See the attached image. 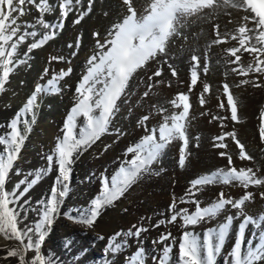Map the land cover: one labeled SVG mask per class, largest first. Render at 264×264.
<instances>
[{
	"label": "snow or ice",
	"instance_id": "snow-or-ice-1",
	"mask_svg": "<svg viewBox=\"0 0 264 264\" xmlns=\"http://www.w3.org/2000/svg\"><path fill=\"white\" fill-rule=\"evenodd\" d=\"M94 3L95 0H88L86 7H84L82 0H0V94L6 90L5 86L16 68L28 64L27 59L19 58L20 55L28 56L33 50L40 49L55 39L63 30L70 13L76 16L73 23L79 25L85 17L92 13ZM121 3L127 15L120 22L112 25L107 33L109 38L105 39L103 43L97 40L96 48L98 51L86 61L88 65L86 74L82 76L75 90L78 100L67 117L63 136L57 138L54 152L46 157L48 167L38 170L34 178L28 181V184L31 185L38 183L46 173L52 170L53 162H55L57 175L54 185L50 189L48 199L42 202L43 211L34 228H20L19 210L10 206L17 204L20 196L28 190L27 187L20 188V185L25 182H18L12 189H7L6 184L9 180L10 170L18 159L26 140V133L31 131V126L35 123L38 95L58 93L60 87L57 82L69 76L72 69L61 70L46 84L37 85L16 117L7 126L10 129L7 135L0 134V150H2V154H0V234L5 239H14L20 243L19 249L7 251L5 259L15 257L18 259V264H52L50 260L46 261V258L40 253V249L49 234L51 225L60 214L64 198L69 194L74 156L80 154L82 150H87L101 135L108 131L111 120L119 111L117 102L122 96L128 95L126 89L129 87L130 80L139 70H144L150 61H155L158 56L166 55L169 40L173 36L181 34L180 29L187 24L188 18L196 16L197 19H207V14L203 17L199 15L205 9L211 10L212 13L237 6L250 10L253 14L251 18L246 16L243 19H251L255 28L241 26L238 29L240 47H234L227 51L235 58L232 63L240 61V56L237 53L241 51V48L252 54L264 52V0H242V3L239 4L233 0H151L150 5L145 9V13L139 17L132 6V0H121ZM26 4L34 5L39 13L35 23H18V18L26 14L24 7ZM57 7L60 15L53 21H47L45 16L53 14ZM81 7L84 10H81ZM13 13L17 15L14 16ZM104 15L106 16L107 12ZM37 26L40 31L37 30ZM22 28L23 31H21ZM248 33H252V35H248ZM217 34L219 35V33ZM93 36L94 38L98 37L99 33L94 32ZM29 38L32 39L31 43H27ZM231 38L237 39L238 37L232 36ZM252 41L255 43H251ZM222 42L224 41L220 39L214 40L208 45V48ZM24 44H27L26 51L20 54L19 48ZM246 44H248L247 47ZM79 46L80 37L77 38L76 42V47ZM68 47L71 48L73 45L69 44ZM63 59L64 57L51 56L49 63ZM255 59L256 66L254 68L249 64L246 69L234 68L232 71L239 75H247L249 72L264 73V67H261L264 65V60H261L258 55ZM191 61L194 63L190 69V91L198 82L199 58L192 55ZM164 63H167V60ZM169 68L172 76L175 77L177 75L176 69L172 65H169ZM48 71L49 69L46 67L41 79L48 74ZM207 71L206 66L204 72ZM153 76H162V68L155 71ZM153 76H149V81L153 79ZM162 83H164L163 80L156 81L157 85ZM249 83H253L254 87H261V84L249 80H242L237 87ZM153 86L150 83L149 90ZM223 89L227 96V105L230 107L231 115L230 117L214 116L213 119H230L233 122H238L237 101L227 83L223 84ZM209 91L210 86L205 85L204 92ZM148 94L146 91L144 96L147 97ZM189 100L188 94H177L170 103L175 108L182 110L179 113L164 116L163 123L159 128L151 129L150 133L144 136L140 142L128 147L126 154L134 153V157L130 161H125V164L119 168L111 180L103 179L101 195L92 201V205L86 211L78 210V215L69 218L84 226H93L106 207L112 206L145 174L152 173V164L158 162L168 145L177 139L183 141L179 158V166L183 168L188 155L186 152L189 143L186 135V121L191 107ZM204 103L202 93L200 104L203 105ZM219 107L224 109L223 101ZM159 111L164 112L166 110L160 108ZM29 116L30 119L26 118ZM80 117H83L84 120L77 132V121ZM148 119V116L141 118L142 121ZM21 126H23V133ZM157 132L159 134L158 139ZM259 134L262 142H264V113H261ZM228 136H231L238 146L241 160L253 159L245 152V146L236 139L235 132L214 137V140L219 141V143L214 144V147L227 148L223 141ZM219 155L221 157L227 156L229 164L227 170L220 168L193 179L190 181L185 196L181 198L182 203L195 204V210L190 212L189 209L182 208L178 212L173 211L176 208L174 199L168 209L169 212L173 213L170 219L160 220L154 227H160L165 223H175L178 217L182 220V228L196 226L202 222L216 219L222 211L231 206V208L239 210L237 216H244V219L238 226L237 238L230 251V264H260L261 261H264V214L253 217L243 212L246 202L253 199L252 192H245L241 198L234 200L233 198H225L224 192L221 191L219 199L205 207L200 206V200L189 199L196 197L202 191L203 186L236 184L248 189L249 186L264 185V177L257 175L258 170L254 171L252 168L237 169L232 166L231 155L225 151H221ZM109 183H111V187H109ZM260 195L261 198H264V192H261ZM234 219L231 215L226 216L225 220L218 223L216 227L206 229L203 237L194 231H183L178 245L175 242L176 238L172 237L170 232L162 233L153 242L163 245L159 250V259L153 257V260L156 261V264H173V259H175V264H217V259L222 253L226 239L231 232ZM249 225L262 230L260 243L248 246L242 253L245 232ZM133 227L136 228L135 225ZM146 231H148L147 228L140 227L136 228V231L130 229L127 233H117L110 237L107 250L118 253L121 248L127 245L126 240L118 238L124 236L139 238L141 233ZM166 241L170 242L165 243ZM70 243L67 241L66 247ZM176 247H178V254L173 258V249ZM29 250H34L36 255L27 258L26 254ZM146 256L145 250L140 247L130 257V264H146Z\"/></svg>",
	"mask_w": 264,
	"mask_h": 264
},
{
	"label": "rangeland",
	"instance_id": "rangeland-1",
	"mask_svg": "<svg viewBox=\"0 0 264 264\" xmlns=\"http://www.w3.org/2000/svg\"><path fill=\"white\" fill-rule=\"evenodd\" d=\"M84 1L85 0H82V3H84ZM150 3H151V0H142L139 4V8H137L135 5H132L133 7L135 6L134 8L136 10L138 17L145 13V9L150 5ZM24 7L26 10V14L22 17H19L18 23H23V22L32 23V22H34V20L39 15L36 12L35 6L26 4ZM56 11H59L58 7H57ZM137 11H139V12H137ZM141 11H143V12H141ZM13 15L15 16L17 14L13 13ZM45 19L47 21H50V19L48 17H45ZM197 20L198 19L196 18V16L188 18L187 24L180 29L181 34L179 36H173L169 40V42L167 44L166 53L168 52V50H170V48L172 46L175 48H177V46H180V47L183 46L182 43H184V41H186L188 39V35L185 33L184 30L187 28V25H189L191 28L194 24H196ZM37 30L40 31V29H37ZM84 30L83 29L81 30V28L78 29L79 36L83 34ZM21 31H23V28L21 29ZM215 31L216 30H214V32ZM107 33L108 32H106V34H100L98 39H95L93 42H91L89 44V46L87 47L88 49H86V48H84V50H83V48L81 49V56L80 57L82 58V56H83V58H85V60L83 61V65H81L78 68V71L76 73L74 72L76 65L73 62L76 59V57H73V56L78 55V52L80 51V48H81L80 46L78 48L75 46V48L73 49V52L70 53V57L68 59H66L67 61L61 60L64 63H62L61 61H56L57 63L62 64L59 66L60 68L58 66L55 67L54 69L51 68L52 71H50V72L48 71L49 74L44 75L43 79H41V76L44 72V69H42V65H43L42 56H43V54H45V52L47 50L46 48H49L48 45L52 42L49 41L42 48L37 49V50H33V52L31 54H29L28 56L20 55L19 58L27 59L28 64L20 65L19 67L16 68L15 72L10 75L9 82L6 84L7 87L5 86L6 90L3 92L2 95L0 94V106H4L5 105L4 102L7 101L8 102L7 104H9L10 102L15 103V105H17V107L19 106L18 108L20 110L23 107V105L26 103V101L30 97V95L33 93V91L35 90L37 85H44L54 75H58L61 70H67L68 68H71L72 69L71 74L69 76L65 77L63 80L58 81L57 83L60 87L59 92H61V90L71 91V93L73 94V96H72L73 103L71 106L74 107L75 103L78 100V96H77L76 91H75L76 87H77L78 83L81 81L82 76L84 74H86V71H87L88 65L86 64V61L93 54H95L98 51V49L96 48L97 40H99L101 43H103L105 39L109 38L107 36ZM65 35L66 34H64V33L59 34L57 36V38H62L63 39V40L61 39L62 42L66 43L67 42L66 40L68 38H67V35L66 36ZM59 36H61V37H59ZM217 36H219V35L217 34ZM37 38H39V37H37ZM57 38H55V39H57ZM218 39L224 41L223 37H221V38L219 37ZM51 41H53V40H51ZM31 42H32V39L29 38L27 43H31ZM179 42H182V43H179ZM66 44L67 45H69V44L73 45V42L69 41ZM63 45L64 44L59 45V44L55 43L54 47L56 48L57 46H59V48H61ZM44 47H45V49H44ZM26 48H27V44L22 45L19 48V53L23 54L26 51ZM200 49H199V51H202V49L201 50ZM35 51H36V53H35ZM87 52L89 53V56H87L88 55ZM245 53L246 52L243 50V48H241V54L244 55ZM192 55H196L199 58L200 62H199L198 67L200 69L202 67V65H201L202 56H200L199 54H192ZM172 56L176 58V57H179L180 55L173 53ZM57 57H61V56H57ZM188 57H189V54H188ZM242 57L243 56H240V59H241L240 62L242 61ZM160 58H161V56H158L157 60ZM157 60H155V61H157ZM165 60H167L166 64L168 67V73H169L170 78L171 79L175 78L173 81L170 78H169V80L167 79V83L171 84L172 82L173 83L176 82L177 84L179 83V84L187 86V84H186L187 82H186L185 78H179L177 75L175 77L172 76L171 70L169 69V65H172L173 67H174V65L170 62V58L165 56L162 61H165ZM48 61H49V59H48ZM204 65H205V67L207 66V68L209 69L211 66V63L209 61L208 62L206 61V62H204ZM160 68L161 67H157L154 64V61H150L148 63V65H146L144 70H142V71L139 70L135 74L136 76L135 75L133 76V78L129 82L128 89H126V92L129 94L126 97L122 96L121 99L117 102L118 106H119V111L116 113L114 118L111 120V122L108 126V131L106 133H104L103 135H101V137L98 140H96L95 143H93L90 147L87 148V150L90 151V150H92L91 148L93 147V145L95 146L98 144V146H97L98 150H96L97 154H94V156H93L94 158H96V160L94 161V159H93V162H91L90 160L86 161V163L84 162V164H82V167L76 173H74V171H73V173H71V181H70V190L69 191L74 192L76 190V193L79 194V197L82 201V205L79 206V209H85V211H86L88 209V207H90L92 205V201L101 195L102 189H103V179L108 178L109 180H111V178L118 172L119 168L125 164V161H130L134 157V155H135L134 153L126 154V149L128 147L134 146L138 142H140L144 136H146L150 133L151 129L159 128V126L163 123V117L164 116H170L174 113H179L182 110V109H177L174 106H171L172 109L168 112V108L164 106L163 108L166 111L160 112L162 115L155 117L156 119L154 118L153 120L151 119L152 116L150 115V112H148V110H146V108H145V110H143V112L137 111V114H139V115H141V113H144V114L142 116H138V119L135 122V126L133 127V129H131V131H133V135H134V137L131 139L132 141L130 140V142H128L126 140L128 129L123 128L122 124H120L119 122L121 120H123L125 118L127 119V117H129V115H130V114H128L129 110H131L132 108L137 109V108H139V105H140L139 100L133 101V99L129 100V98H127V97L131 96L130 94H132V97L134 95L139 94L136 87L140 88L141 85H139V86L137 85V86H135L136 89H133L132 88V81L137 76H140L141 78H145V77H147L148 73L151 75V72L154 73L155 71H157ZM240 68H242V66H240V67L238 66V69H240ZM190 69H191L190 67L187 68L188 75H190ZM163 71H164V69L162 68V72ZM16 75H18V76L16 77ZM74 75L76 77L78 76L77 77L78 79H76V81H73V79L76 78V77H73ZM190 77H191V75H190ZM69 80H70V82H67ZM159 80H157V81H159ZM256 80H258V79L256 78ZM154 83H156V81ZM154 83H153V85H155V86H153L150 90L148 87L150 83L148 84L147 92L150 93L152 90L153 93H157L156 95H158L160 93V91L156 90V87H159L162 84L157 85ZM187 87L190 88V83L188 84ZM189 88H187V90H185V91L180 90L178 92V94H180V93L188 94L190 97L189 102L191 105L189 117H188V120L186 121V127L188 126L187 131H186V135H187L188 141H189L186 152L188 153L189 156L187 155L185 166L188 164L189 158L192 155V151L189 150L191 142L193 140H196V142L194 143V146L196 144L197 148L199 146H201V143H202V141L200 140L201 136H202L201 130H199V129L195 130V128H194V126L195 127L198 126L197 125L198 122H196L197 121L196 119L198 117H201V118L205 117L206 115L207 116L212 115L211 118H213V116L221 117L218 113H214L215 111L211 110V108H206V112H204V111L197 112V115H195V117H194L193 112H192L193 107H192L191 98H193L197 101L199 100L198 103L200 104L201 94L205 93V92H202L203 90L197 91L195 86L192 88V90L190 92ZM229 89L231 91V87H229ZM29 91H31V93ZM193 91L194 92L196 91V94L194 96H193V94H194ZM210 91H211V88H210ZM210 91L207 92V94H209ZM59 92L56 94H51V95H44V94L38 95V101H37L38 102V108L35 109V113L36 114L39 113L41 108H48V107L51 108L52 106L57 105V102H58L57 94H59ZM145 92H142L141 93L142 95L141 94H139V95L141 98L149 100L148 97L150 96V94H148V96L145 97L144 96ZM28 93H29V95H28ZM17 94L18 95L20 94L21 96H18ZM174 97H176V94H174ZM204 98H205V94H203V99ZM171 100H172V98H170L168 100V102L170 103ZM204 101H205V99H204ZM259 103H261V98L259 99ZM130 104L132 106H130ZM204 105L205 106L207 105L206 101H205ZM204 105H202V106H204ZM154 108H156V110L159 111V109L162 107L158 106V107H154ZM221 111L226 113L227 108L225 107ZM144 116H148L149 121L148 120L142 121L141 118ZM226 116L228 117V115L225 114L224 117H226ZM67 117H68V114H66V115L62 114L61 119L63 118V120L66 121ZM161 117H162V120L160 121ZM222 117H223V115H222ZM193 118L195 121L193 120ZM256 119H257V117H256ZM83 120H84V118L82 117V121ZM211 120H219V119H211ZM225 120H228V119H225ZM158 121H160V122H158ZM80 125H77V127H80ZM45 126H41V127L37 128L39 135H42L44 137L45 143L42 144L41 147L36 148V150L32 154H30L29 152H20L19 153L18 159L13 164V166L15 168L14 173L11 174V177H9L10 178L9 181L7 182V187H6L7 189H12L13 186L17 185L18 182H20V181L25 182L24 184L20 185V188L24 189L25 187H27V189H28L24 195L20 196L19 202L17 204L10 205L12 207H16L19 210V221L18 222H19L20 228H25V227L34 228L35 227L36 223L40 220L41 212L43 211L42 200H41L42 195L44 194V192H47L48 190H50L54 185V181L52 179L54 178L53 173L56 171L55 162H53L52 170L49 171L48 173H46L44 175V177L38 183H36L35 185L28 184V181H31L34 178V176L38 170L48 167V161H47L46 157L54 152L55 146L57 144V138L62 137L64 134V131L62 129H58V133H60V134H56L55 131H53V128H52L53 125L51 126L50 124H47V126L46 127ZM192 127L194 129L190 130V128H192ZM137 130L142 131V134L135 135ZM223 134H219L218 136L223 135ZM110 135H112L111 138H109ZM158 136H159V134L157 132V139H158ZM36 137L39 138L38 136H36ZM113 137H115V138H113ZM215 137H217V136H215ZM115 139L116 140L118 139V140L116 141ZM114 140H115V142H114ZM213 141H216V140H214V138H213ZM114 143L116 145H117V143L122 145L120 147V151H118V149L116 150L117 153L115 152V154H117V155H114V151H113L114 148H112L115 145ZM173 144H175V146H177L176 148H182L181 146H183V141L178 140V139L172 141L168 145V147L165 149L163 154L164 155L166 154V156L169 159H171V162L173 164H176V154L174 153V151H169L170 146H172ZM214 144L210 145L211 148L213 150L219 149V148L213 147ZM168 148H169V150H168ZM24 149H26V145L24 146ZM219 153L220 152H218L217 155L220 158L221 156L219 155ZM108 154H110V155H108ZM163 154L159 158V161L154 162L151 166L153 171L150 174L155 175L153 177V180L155 178V181L159 180V178H161L160 174H162V172L165 173L166 172L165 170H167V169L170 170V168H171V171L174 172L173 168H175V167L171 166L170 164H168L169 167H166V168H161V169L156 168V165H157V167L159 165L160 166L163 165V162H164ZM194 155L196 156L197 154L195 153ZM222 158H226V156H224ZM234 166L237 169L243 168V167H238L236 165H234ZM223 167H224V169L227 170V168L229 166L225 165V163H224L222 166H220V168H223ZM180 168H182V167H180ZM176 173L173 175V178L176 181L171 177V179H170L171 183L168 185H165V187L167 189H161V188L159 189V188H153V187L150 189L149 186H147V184L144 187H138L139 185L133 184L125 192V194L121 198L116 200L113 203V205H115V206L118 205V201L119 202L120 201L121 202L127 201V204H126L127 206L132 207L131 203H133L134 206L138 205L139 210H135L133 213L130 212L129 215L125 214L124 217H121V218H118L119 216H117L114 212V215L116 218H114L111 221V224L108 222H104L102 225V229H107V230L113 229L115 231L112 234V236H109V237L104 235L102 232H97L95 234H88L87 233L88 231L93 232L91 230H93L95 228V224L91 227H87L88 229L86 231H79V229L80 230H81V228L83 229L84 225L77 223L74 220L69 218L70 216L78 215V211L74 210L75 207L77 208L78 204L71 205L70 201L66 202L65 204L63 203L62 204V205H64L63 206V214L70 221L69 224L71 223L73 226L75 225L74 228H76V230H78L79 233H81V234L76 235L74 233L73 234L66 233V234H64V236L59 237L60 239L59 238L58 239H52V243L50 242L51 244L48 243L49 241H47V238H46L45 241L43 242V245L41 246L40 253L46 258V261L50 260L52 262V264H130V257L133 256L137 252L138 248L142 247L147 254L146 264H156V261L153 260V257H156L157 260L159 259V256H160L159 250L163 247V245L159 244V243L154 244L153 242L156 241L162 233L170 232L172 237L175 236L174 237V238H176L175 242H176V244H178L180 242V237H181L183 231H194V232L200 233L201 237H203V233L206 229L216 227L218 225V223L223 222L225 220L226 216L231 215L235 219H234V222H233L232 227H231V232H230L229 236L227 237L226 243L223 247V249L226 248V252L217 261V264H229L230 263V251L233 248L234 242L237 238L238 226L241 223V221L244 219V216H237L238 212H236L235 209L231 208V206H228L224 211H222L221 214L218 215V217L216 219L209 220L207 222H202L196 226H188V228H182L181 227L182 220L178 217L177 221L175 223H165V224L160 225V227H154V225H156L158 221L170 219V216L173 213L169 212L168 209H169V205L173 203L174 199L176 201V208L173 211L178 212L182 208H187V209H189L190 212L195 210V207H196L195 204H193V203H182L181 202V198L185 196V193H181L182 192L181 186H183V185H181L182 183L181 184L178 183L180 176L178 175V173L177 174ZM205 174H209V173H202V174L197 173L195 178H197L200 175H205ZM175 176H177V177H175ZM195 178H192L189 181H187V180L184 181L185 183L187 182L185 186L187 188H189L190 181H192ZM141 179H139V180H141ZM174 182H176V184ZM177 183H178V186H177ZM97 184L100 185V186L98 185V188L96 186ZM179 185H181V186H179ZM111 186H112L111 183H109V187H111ZM93 188H95V189L97 188V191ZM156 189H158V190H156ZM87 190H89V193ZM98 190H99V192H98ZM217 191L218 190H216V192ZM201 192H199L196 197H190L189 198V199L200 200L201 201V205H200L201 207H205V206L209 205L210 203L215 202L219 198L218 193H216L217 195H215V196H212V195L210 196L209 195L210 192H208V191L203 192V193H208L206 195L207 197H201L200 196L202 194ZM237 192H235L233 195L227 196V198H233L234 200H238L239 198L242 197V195L240 196V193H237ZM157 193H158V195H157ZM219 193H220V190H219ZM252 193H254V192H252ZM225 194L226 193L224 192V197L226 198ZM129 195H132V197L130 198ZM161 196H164V197L162 198ZM171 196L173 198L174 197L175 198L173 199ZM157 197L160 199H158ZM157 200H159V201H157ZM113 205L106 207L101 212L100 216H102L103 214H104L103 216L109 215V213H106L108 211V209H109V212L111 211L110 213H112V210L110 208L111 207L113 208L114 207ZM260 205H262V204L260 203ZM151 206L154 208L157 206H159V208H161V206H162L164 208V210L162 212H161V210H155V214H154L151 211V208H152ZM245 207H246V205L243 207V212L248 216L256 217L259 214H264V210H262L264 205H262V207H261L262 209H260V211H258L256 213L253 212V208L251 210H246ZM142 208H144V209H142ZM128 210H129L128 207L124 208L125 212H128ZM156 215H157V217H155ZM60 216L61 215L59 214L55 218L54 223L51 225L50 229L55 228L54 224H56L58 222L57 220L60 219ZM100 216L97 218L96 221H98ZM141 220H142L143 224H142V222L139 223V221H141ZM59 225L61 227L57 226V229H58L57 231H59V230L61 231V229H64L63 231L66 232V230L64 228V224L60 223ZM134 225L136 226V228H140V227L147 228L148 231L142 232L141 236L139 238L127 237V236L118 238V239H123V240L127 241V245L125 247L121 248L118 253H112V252L107 250V245L109 244L110 237H113L117 233H127L130 229L132 231H136V228L133 227ZM84 228H86V226ZM258 230L261 233V231H262L261 229H257L252 225H249V227L247 228V230L245 232V237L247 234H249V235L251 234L249 236L250 240L247 244L248 246L251 245L253 238H255L254 235ZM174 233H176V235H174ZM259 239H260V236H259ZM67 241H70L71 243H70V245H68L66 247ZM169 242L170 241H166L165 243H169ZM25 243H27V241H25ZM254 245H257V244H254ZM1 246H0V264L2 262H4L3 259H5V256L7 255L6 252L9 250H12V249H19L20 243L14 239H12V240L6 239V243L2 247ZM4 247H5V249H4ZM247 247L242 248V253L246 250ZM5 250H6V252H5ZM177 250H178V247H177V249L176 248L173 249V254H172L173 258H175V256L178 254ZM35 255H36V252L34 250H29L26 254V257L31 258ZM10 258L11 259L13 258L12 264H18L17 258H15V257H10ZM7 264H10V263L8 262ZM173 264H175V259H173Z\"/></svg>",
	"mask_w": 264,
	"mask_h": 264
},
{
	"label": "bare ground",
	"instance_id": "bare-ground-1",
	"mask_svg": "<svg viewBox=\"0 0 264 264\" xmlns=\"http://www.w3.org/2000/svg\"><path fill=\"white\" fill-rule=\"evenodd\" d=\"M141 1L142 0H132V5H135L137 8H139V4ZM87 2H88V0H85L84 3H82V5L84 7H86ZM233 2L239 4V3H242V0H233ZM81 10H84V8L81 7ZM139 11H137V12H139ZM105 12H107L106 16L104 15ZM141 12H143V11H141ZM126 14H127V12L125 11V9L121 3V0H95V3L93 4L92 13H90L89 16L85 17L84 20H82L79 25H76L73 23V20L76 18V16L73 15L72 13H70L69 17L65 21L64 28L60 34H63V33L66 34L67 38H68L66 40L67 41L66 43H68L69 41L73 42V47H71V48L68 47V45L65 42H62V40H63L62 38L56 37L57 39H55V40L53 39V41H50L52 43H50L48 45L49 48H46L47 50H46L45 54H43V56H42V62H43L42 69H45L47 67L49 69V72H50V71H52L51 68L54 69L55 67H57V66L59 67L60 65H62L61 63H57L56 61H52L51 63H49L48 59H50V56H56V57L61 56V57H64L63 60L68 59L70 57V53L73 52V49L76 46L77 38L80 37V47H81L80 51H79L80 53L78 52V55L73 56V57H76V59L73 61L74 64L76 65L75 70H74V72L76 73L78 71V68L81 65H83V61L85 60V58H83V56H82V58L80 57L81 56V49L82 48H83V50H84V48L88 49L87 47L89 46V44L91 42H93L95 39H98V37H99L98 36V37L94 38L93 33L98 31L99 35L100 34H106V32H108L111 29L112 25L115 24L116 22H120L122 20V18L124 16H126ZM206 14L208 15L207 19H198L196 24H194L191 28L189 25H187V28L184 31L188 35V39L186 41H184V43L179 42V43L183 44L182 47L177 46V48H175L172 46L170 48V50H168V52L166 53L165 56L170 58V62L174 65V67L177 71V76L179 78H185V80L187 82L186 83L187 86L191 82V77L187 73V71H188L187 68L188 67L191 68L193 63H194L191 61V58H190L191 55L192 54H199L200 56H202V60H201L202 67L200 69H199V67L197 68L198 82L195 85V88L197 91L203 90L202 92H204L205 85H208V86H210L211 91L209 94L203 93V94H205L204 99H205L206 104H207L206 106L204 104H203L204 106L200 105L198 103L199 100L197 101V100L191 98L192 107H193L192 112H193L194 117H195V115H197V112H200V111L206 112V108H211V110L215 111L214 113H218L221 117H222V115L224 117L225 114L228 115V117H230V115H231L230 107L227 105V96H226V93L224 92V89H223V84L227 83L229 85V87H231V93H232L234 99H236V101H237L238 122H233L230 119H228V120H220V119L219 120H211V119H213V118H211L212 115H210V116L206 115L205 117H202V118L198 117L196 119L197 120L196 122H198V124H197L198 126L197 127L194 126V128H195V130L196 129L201 130L202 136H201L200 140L202 141V143H201V146H199L197 148L196 144L194 146V143L196 142V140H193L191 142L189 150L192 151V155L189 158L188 164L186 166H184L183 168H180L179 158H180V154H181V148H176L177 146H175V144H173L172 146H170V150H169V148H168V150L174 151V153L176 154V164H173L171 162V159H169L166 156V154L165 155L163 154V159H164L163 165H161V166L159 165L158 167L156 165V168L157 169L166 168V167H169L168 164H170L171 166L175 167V168H173L174 172L171 171V168H170V170L167 169V170H165L166 172L164 171L165 173L162 172V174H160L161 178H159V180H156V181H155V178L153 180V177L155 176L154 174H152V175L146 174L145 176H143V178L141 180H138L136 183H134L135 185H139L138 187H144L147 184V186H149L150 189L152 187L153 188H159V189L160 188L161 189H167L165 187V185H168L171 183L170 182L171 177L173 178V175L177 172L178 175L180 176V177L178 176L179 177L178 183H180V184L182 183L181 185H183V186L179 185L182 188L181 189L179 187L182 191L181 193H186L188 188L185 186L187 182L185 183L184 181H186V180L189 181L190 179L195 178L197 173L198 174L199 173L200 174L210 173L213 170L215 171L217 169H220V166H222L224 163H225V165L229 166L227 156H226V158H222V157L219 158L218 157L217 153L221 152V151H225L229 155L232 156V160H233L232 166L236 165L238 167H243L245 169L252 168L254 171L258 170L257 175L259 177H264V142H262L260 134H259V127H260V123H261V113L264 112V73L249 72L247 75H239L237 72L232 71V69H234V68L238 69V66L239 67L242 66V68H240L238 70H242L244 68L246 69L249 66V64H251L254 68L256 66L255 57L258 55L261 60H264V52L257 53V54H252V53L246 52L243 55V54H241V51H240L237 53V55L243 56L242 61L241 62L239 61L238 63H232V61L235 58L232 57L230 55V53L227 51L228 49L240 46L238 43V39H239L238 29L241 26H247L248 28H255V24L252 22L251 19H249V20L243 19L246 16L251 18V16L253 14L251 13L250 10L240 8L239 6H237L236 8L228 7V8L222 9L221 11H218L216 13H212L211 10L205 9L199 15L203 17ZM59 15H60V12L55 11L53 14L46 15L45 17H48L50 19V21H53ZM32 23H35V20ZM217 25L219 26L218 29L216 27ZM80 28H81V30L85 29L83 34H82L83 36L82 35L79 36V34H78L79 33L78 29H80ZM37 29H39L38 26H37ZM214 30H216V31L214 32ZM217 33H219V36H217ZM248 35H252V33H248ZM232 36H237L238 38L232 39L231 38ZM59 37H61V36H59ZM219 37L220 38L223 37L224 42L219 43V44H214L210 48H208V45L212 41L217 40ZM55 43L59 44V45H62V44H64V45L61 48H59V46H57L55 48L54 47ZM251 43H255V42L252 41ZM245 46L247 47L248 44H246ZM257 47H259V45H257ZM200 48L202 49V51H199ZM44 49H45V47H44ZM35 53H36V51H35ZM173 53L179 54L180 56L175 58L172 56ZM188 54H189V57H188ZM87 56H89V53ZM165 56H161L160 59H158V60L156 59L157 61H154V64L157 67H161L164 69V71L162 72V76L155 77V76H153V73L151 72V75L149 73H148V75L153 76V79H152L153 81L152 80L149 81L148 75L145 78H141L140 76H137L132 81V88L133 89L137 88V91L139 92V94L147 91V86L149 83H152V82L154 83L155 81H157L159 79L160 80L163 79L164 83H162L161 86L156 87V90L160 91V93L158 95H156L157 93H153V91L151 90V92L149 93L150 96L148 97L149 100L141 98L139 94L134 95L133 97H132V94H130L131 96L127 97V98H129V100L130 99L131 100L133 99V101L139 100V102H140L139 108H137V109L132 108L131 110H129L128 111V114H130L129 117H127V119L125 118L119 122L120 124H122L123 128L128 129L127 139H126L128 142H130V140L134 137L133 131H131V129H133V127L135 126V122L137 121L138 116H142L144 114V113H141V115H139V114H137V111L143 112V110H145V108H146V110H148V112H150V115L152 116L151 119L153 120L155 117L162 115L160 113V111H157L156 108H154V107L160 106L163 108L165 106L168 108V112H169L172 109L171 108L172 105L168 102V100L170 98H172V99L175 98L174 94H176V96H177V94L180 90L185 91V90H187V88H189L185 85H182L179 83L177 84L176 82H174V83L172 82L171 84L167 83V79L169 80L170 76L168 73L167 64L164 63V61H162ZM206 61L207 62L209 61L211 63V66L208 69V71L205 73L204 72V68H205L204 62H206ZM199 62H200V60H199ZM62 63H64V62H62ZM261 67H264V65H261ZM17 76L18 75H16V77ZM73 77H76V76L74 75ZM77 77L74 79L72 78L73 81H76V79H78ZM256 78L258 80H256ZM174 79L175 78H173L171 80L173 81ZM70 80L67 82H70ZM242 80H249V81H253L254 83H259V84H261V87H254L253 83L244 84V85L237 87V85H240V82ZM154 84H156V83H154ZM137 85L138 86L141 85V87L135 88V86H137ZM29 92L31 93V91H29ZM195 94H196V91L194 92L193 96ZM28 95H29V93H28ZM18 96H21V95L19 94ZM57 96H58L57 105L52 106L51 108L50 107L41 108L39 113H37V114L35 113V123L32 124L31 131L26 133V140H25L24 145L22 146L20 152H29L30 154H32V153H34L36 148L41 147V145L45 143L44 137L42 135H39V132L37 130V128H39L41 126H45V125L47 126V124H50L51 126L53 125L52 128L56 134H60V133H58V129H62L64 131L66 121L63 120V118L61 119V116H62V114L63 115L68 114L69 115L71 113V109L73 108L71 106L73 103V101H72L73 94L71 93V91L61 90V92H59V94H57ZM260 98H261V103H259ZM221 101L224 102L225 107L227 108L226 113L221 111L223 109H221L219 107V104L221 103ZM4 103H5L4 106H0V134L7 135V133L10 131V129L7 126L16 117L17 113L19 112V108H18L19 106L17 107V105H15V103H11V102L9 104H7L8 103L7 101ZM130 106H132V105L130 104ZM256 117H257V119H256ZM26 118L30 119V116L26 117ZM161 120H162V117H161L160 121ZM193 120H194V118H193ZM160 121H158V122H160ZM82 122H83L82 117L78 118L77 125H80ZM222 124L224 125L223 127L221 126ZM194 128L192 127V128H190V130L194 129ZM21 130L23 133V126H21ZM78 131H79V127H77V132ZM138 131L139 130H137L135 135L142 134V131H139V132ZM227 132H235L236 139H238L240 141V143L244 144V146H245L244 150H245V152H247L248 155L253 157L252 160H241L239 158L238 146L236 145L235 141L233 140V138L231 136L226 137L225 140L223 141V143L227 145V148H219L216 150H213L211 148L210 145H213L214 143H219V141H217V142L213 141V138L215 136H218L219 134H223V133H227ZM36 136H38L39 138H37ZM111 136L112 135H110L109 138H111ZM113 138H115V137H113ZM115 140H114V142H115ZM25 145H26V149H24ZM97 146H98V144L95 146L93 145V147L91 148L92 150H90V151L89 150H82V152L80 154L74 156V163L71 166L72 167V173H73V171H74V173H76L82 167V164H84V162L86 163V161H89V160L91 162H93V159H94V161L96 160V158H94L93 156H94V154H97L96 153V150H98ZM121 146L122 145L117 143V145L115 144L112 147V148H114L113 149L114 155H117V154H115V152L117 153V151H116L117 149H118V151H120ZM195 153L197 154L196 156L194 155ZM0 154H2V150H0ZM108 155H110V154H108ZM14 169L15 168L13 166V169L10 170L9 177H11V174L14 173ZM53 174H54L53 176L55 178L57 175V170ZM175 177H177V176H175ZM54 178L52 179L53 181L55 180ZM174 183L176 184V182H174ZM178 183H177V186H178ZM98 185L99 184L96 185L97 188H98ZM6 187H7V184H6ZM97 188L96 189L93 188V189H95L97 191ZM156 190H158V189H156ZM216 190H218V191L216 192ZM219 190H220V192L222 190L226 193L225 194L226 198L229 195H233L237 191H238L237 193H240V196L243 195L245 192H254L253 193V199L251 201H248L245 204L246 210H251L253 208V212L256 213V212L260 211V209H262L261 208L262 205H264V198H261V195H260L261 192H264V185L249 186L248 189H244L242 186H238L236 184L203 186L202 192L200 191L202 193V194L200 193L201 194L200 196L201 197H207L206 195L208 193H203V192H207V191L210 192V194H209L210 196L211 195L215 196V195H217L216 193H218V195H219ZM87 191L89 193V190H87ZM98 192H99V190H98ZM49 194H50V190H48L47 192H44V194L42 195V199H41L42 202H44L48 199ZM157 195H158V193H157ZM129 196H130V198L132 197V195H129ZM161 197L163 198L164 196H161ZM158 199H160V198H158ZM69 201H70L71 205L78 204L77 208L74 206L75 207L74 210H77V211L78 210H85V209H79V206L82 205V201L79 197V194L76 193V190L74 192L69 191V194L67 195L66 198H64L63 203L65 204L66 202H69ZM157 201H159V200H157ZM260 203L262 205H260ZM126 204H127V201H125V202H123V201L119 202L118 201V205H116V206L113 205L114 207L110 208L112 210L113 214L110 213L111 211L109 212V209H108V211L106 213H109V215L103 216L104 215L103 214L102 216H100L98 221H96L94 223L95 228L93 230H91L93 232L88 231L87 233L88 234H95L97 232H102L104 235H106L108 237L112 236V234L115 231L113 229L112 230L111 229L110 230L102 229V225L104 222H108L111 224V221L114 218H116L114 215V212L117 216H119L118 218H121V217H124L125 214L129 215L130 212L133 213L135 210H139L138 205L134 206L133 203H131L132 207H129ZM63 206L64 205H62L61 209H60V215H61L60 219L57 220L58 222L56 224H54L55 228L49 230V234L46 237L47 241H49L48 243H50V242L52 243V239H58L59 237L64 236V234H66V233H68V234L74 233L76 235L77 234L80 235L81 233H79V231H86L88 229L87 226H86V228H84L85 226H83V229L81 228V230L79 229V231H78V230H76V228H74L75 225L73 226L71 223L69 224L70 221L63 214ZM159 206H157L155 208L151 206L152 207L151 211L154 214H155V210H161V212H162L164 210V208L162 206H161V208H159ZM125 207L126 208L128 207V209H129L128 212L124 211ZM142 209H144V208H142ZM262 210H264V207ZM235 211L238 212L239 210L235 209ZM155 217H157V215ZM140 222H142V220L139 221V223ZM60 223L64 224V228H65L66 232L63 231L64 229H61V231L60 230L57 231L58 230L57 226L61 227L59 225ZM142 224H143V222H142ZM260 234L261 233L259 230L255 233V235H254L255 238H253L251 245H254V244L258 245L260 243V239H259ZM174 235H176V233H174ZM250 235L247 234L246 237H244V244L242 245V248H245L248 246L247 244L250 240L249 239ZM5 243H6V239L0 234V246L1 245L3 246ZM4 249H5V247H4ZM176 249H177V247H176ZM5 252H6V250H5ZM225 252H226V248H224L222 250V253L218 257L217 261L224 255ZM12 259L10 257H8L7 259H3L4 262H2L1 264H7L8 262L10 264H12L13 263ZM260 264H264V261H261Z\"/></svg>",
	"mask_w": 264,
	"mask_h": 264
}]
</instances>
